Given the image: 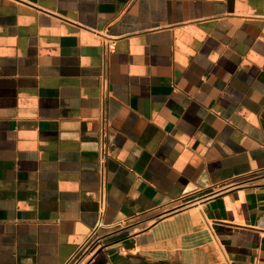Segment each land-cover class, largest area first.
<instances>
[{"label":"crops","instance_id":"obj_1","mask_svg":"<svg viewBox=\"0 0 264 264\" xmlns=\"http://www.w3.org/2000/svg\"><path fill=\"white\" fill-rule=\"evenodd\" d=\"M0 264H264V0H0Z\"/></svg>","mask_w":264,"mask_h":264},{"label":"built area","instance_id":"obj_2","mask_svg":"<svg viewBox=\"0 0 264 264\" xmlns=\"http://www.w3.org/2000/svg\"><path fill=\"white\" fill-rule=\"evenodd\" d=\"M115 39L116 38H110V37H106L103 41V45L106 51H111L114 49L115 47ZM107 87H108V82H107V78H103V91L106 93L107 91ZM103 122H104V126H103V137L106 135V128L105 126L108 123V120L103 117ZM99 153H100V166H99V171H100V175H101V187L99 189V200H98V205H99V210L102 211L105 206H106V188H105V181H104V161L107 158L109 152L107 149V145L105 140L103 139L100 143V147H99ZM177 208V207H176ZM121 223V222H120Z\"/></svg>","mask_w":264,"mask_h":264}]
</instances>
